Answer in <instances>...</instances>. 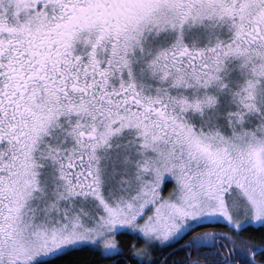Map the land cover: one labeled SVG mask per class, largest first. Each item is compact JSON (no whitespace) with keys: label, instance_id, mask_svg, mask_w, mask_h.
Returning a JSON list of instances; mask_svg holds the SVG:
<instances>
[{"label":"snow or ice","instance_id":"obj_1","mask_svg":"<svg viewBox=\"0 0 264 264\" xmlns=\"http://www.w3.org/2000/svg\"><path fill=\"white\" fill-rule=\"evenodd\" d=\"M105 262L264 264V0H0V264Z\"/></svg>","mask_w":264,"mask_h":264},{"label":"trees","instance_id":"obj_2","mask_svg":"<svg viewBox=\"0 0 264 264\" xmlns=\"http://www.w3.org/2000/svg\"><path fill=\"white\" fill-rule=\"evenodd\" d=\"M167 250H169V249H165V250H163V251L166 252ZM178 254H180V253H178ZM81 256H82L83 259H85V260H89V261H92V260H98V259H99V257L93 256L92 254L87 253V252L82 253ZM105 264H106V262H105Z\"/></svg>","mask_w":264,"mask_h":264},{"label":"flooded vegetation","instance_id":"obj_3","mask_svg":"<svg viewBox=\"0 0 264 264\" xmlns=\"http://www.w3.org/2000/svg\"><path fill=\"white\" fill-rule=\"evenodd\" d=\"M180 243H183V241H180ZM177 247H178V245H173V248H177ZM167 251H171V249H169V250H167ZM167 251H166V252H167ZM178 255L182 256L183 254L180 253V254H178Z\"/></svg>","mask_w":264,"mask_h":264}]
</instances>
